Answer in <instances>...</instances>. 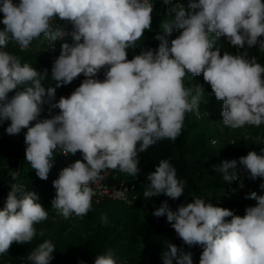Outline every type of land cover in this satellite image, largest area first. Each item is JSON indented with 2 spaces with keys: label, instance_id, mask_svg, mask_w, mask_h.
Wrapping results in <instances>:
<instances>
[{
  "label": "clouds",
  "instance_id": "1",
  "mask_svg": "<svg viewBox=\"0 0 264 264\" xmlns=\"http://www.w3.org/2000/svg\"><path fill=\"white\" fill-rule=\"evenodd\" d=\"M162 6L171 18L154 35L159 44L153 49L138 45L144 33L152 31L151 0H0V126L8 122L5 131L10 136L27 129L25 160L41 180L48 179L55 152L65 157L80 153L82 159L64 167L52 182L56 195L51 208L65 220L92 210V185L104 179L103 173L118 170L136 178L140 153L164 139L174 142L186 114L199 117L205 91L199 84L186 87V76L192 80L202 74L215 98L223 101L224 126L264 124V66L241 51L257 47L264 53V0H188L187 8L162 0ZM57 17L73 25L72 42L62 43L51 69L55 87L45 88L47 69L40 72L4 49L14 41L25 51L41 36L54 47L69 35L54 26ZM174 30L180 34L169 46L167 37ZM220 37H226L237 54H221L216 46ZM137 48L139 53L128 59V51ZM81 75L84 79L70 95L51 103L57 88ZM45 103L59 111L41 119ZM213 168L228 184L239 182L243 188L242 173L251 180L264 178V154L249 151ZM9 175L12 181L19 176L16 171ZM146 179L145 201L162 194L172 200L184 195L187 181L177 177L168 159L160 160ZM245 198L256 204L246 207L243 216L196 195L175 210L165 200L154 206L152 215L166 217L183 245L202 249L199 264H264V195L252 191ZM48 216L36 192L10 183L0 208V256L7 255L13 243L29 244L42 237L44 231L38 233L36 225ZM101 221L107 225L106 214ZM55 251L53 242L44 240L27 260L50 264ZM161 258L163 264H193L192 252L171 242ZM93 264L118 262L109 250L96 255Z\"/></svg>",
  "mask_w": 264,
  "mask_h": 264
},
{
  "label": "trees",
  "instance_id": "2",
  "mask_svg": "<svg viewBox=\"0 0 264 264\" xmlns=\"http://www.w3.org/2000/svg\"><path fill=\"white\" fill-rule=\"evenodd\" d=\"M173 3H183L187 7L188 0H173ZM165 9L162 6V0H155L152 31L144 33L141 40L138 41L139 46L153 49L158 47L159 41L154 39V35L162 31L159 24V14ZM2 19L3 17L0 16V20ZM2 27L3 25L0 24V28ZM63 29L73 31L72 28L66 25L63 26ZM179 34L180 30H174L171 36L167 37L169 46L171 40ZM216 46L220 48L221 54L225 51L237 54V49L227 42L226 37H220L216 41ZM4 50L17 55L22 63L27 62L40 72L47 69L49 75L42 83L45 88L55 87V82L51 78V69L54 63L53 55L46 53L43 45L29 51H21L19 45L9 43ZM245 50L248 52L249 57L255 56L257 62L264 66V58H261L262 52L257 47L245 48L241 51ZM139 51L140 48L135 51L129 50L128 59H132ZM99 78L103 79V73L99 74ZM83 79L84 77L81 75L74 82L79 86ZM187 84L190 88L197 84L202 85L204 90L210 92L211 95L205 108L223 109V101H218L215 98L210 85L204 82L202 74L192 80L189 79ZM70 89L71 84L57 88L54 100ZM13 94L10 93L9 95ZM202 109L199 108V116L203 113ZM40 118H46L44 107ZM197 118L195 113L186 114L182 132L174 142L164 139L151 146L147 152L140 153L138 165L140 172L136 178L116 170L113 171V180L125 179L130 183H135L137 192L143 198L145 184L148 183L147 175L155 171L160 160L168 159L177 169V177L187 181L184 195L177 200H172L162 194L148 200L149 204L159 207L165 200L169 205L179 204L180 202L190 203L192 196L196 195L216 206L228 208L236 215L243 216L245 208L255 206L256 201L244 198L239 203L237 198L230 200L227 195L232 191V186L222 179V174L216 172L213 165H219L218 161L222 157L225 160H238L239 157L246 156L249 151L264 154L261 152L264 145L254 146L251 142L241 140L230 151L227 147L217 150L211 146V139L193 134L197 127L194 120ZM7 126L8 122L0 126V192L2 188L8 186V183H21L26 190L38 194L39 202L45 209L51 208V200L56 195L52 182L58 178L60 171L64 168L62 162L55 152L53 167L48 179L46 181L39 179L35 170L25 160L26 144L24 136L27 129H23L18 135L10 136L5 131ZM11 171L18 172L17 180H11L9 175ZM257 194L264 195V189ZM2 207L0 206V208ZM152 212L149 216L142 217L134 210V207L127 208L112 203L92 204V210L82 217L78 228L67 231L65 228L42 222L36 225V228L38 233L43 230L44 235L42 237L37 235L28 245L21 244L18 247L19 251L23 252V246H28L27 253L17 254L16 258L18 257V259L16 260L14 259V253L8 252L5 259L10 264H18L20 258L27 257L44 240H50L56 249L50 264H79V261H84L85 264H93L96 255L106 254L109 250L115 253L118 264H163L161 253L167 249L168 243L171 242L178 247H183L185 251L192 252L193 264H199L202 249L198 246L188 248L183 245L175 230L167 222L166 217L156 218L152 215ZM102 214L107 215V225L101 221Z\"/></svg>",
  "mask_w": 264,
  "mask_h": 264
},
{
  "label": "built area",
  "instance_id": "3",
  "mask_svg": "<svg viewBox=\"0 0 264 264\" xmlns=\"http://www.w3.org/2000/svg\"><path fill=\"white\" fill-rule=\"evenodd\" d=\"M13 2L16 3L18 2V0H13ZM151 2L154 4V7H155V0H151ZM174 4H180V3H174ZM183 5L185 6V4ZM185 8L187 7L185 6ZM0 16L3 17V13H0ZM170 18L171 17L167 15V9L163 10L159 14L160 26L165 20L170 19ZM53 24L54 26L58 25L62 28L64 25H66L72 28V30H74L71 22H66V21L63 22L58 17L54 19ZM65 31L69 33V35H67L63 41H56L54 44V47L50 48L49 42L45 40L43 36H41V38L33 40L31 46L25 51H29L35 47H39L43 45L45 47V52L53 55V60H55L60 55L62 43L72 42L71 35H70L71 32L68 29H66ZM9 43H15V42L12 41ZM76 87H78L77 83L73 81L71 83V89L68 92L62 94L61 96L70 95L71 92L74 91ZM60 97H58L54 101H51V103L58 101ZM43 107H44V115L46 116V118H50L51 115H55L59 111L58 109L50 110V103H45ZM212 143L215 145L216 141H213ZM56 153L64 167L70 165L75 160L82 159L80 153H77L75 156L70 155L68 157H65L59 151H57ZM103 176H104V179L100 181L98 185H92L94 192H95V195L92 198V204L97 205L101 203H112V204L120 205V206L127 207V208H133L140 201L141 196L137 192V185L135 183H130L125 179L114 181L112 170L106 171L105 173H103ZM9 190H10V183H8L7 187H4L1 189L0 206L4 205V202L7 198V194ZM242 200L243 199L237 198V201L239 203H241ZM46 210L48 211L49 216H48V219L44 221L45 224H51L54 226L65 228L67 229V231H72L79 227V222L82 219V217H78L75 214H73L69 219L65 220L62 215L56 212L55 209L48 208ZM0 264H10L6 261L5 255L0 256ZM18 264H29L27 257L20 258L18 261Z\"/></svg>",
  "mask_w": 264,
  "mask_h": 264
},
{
  "label": "rangeland",
  "instance_id": "4",
  "mask_svg": "<svg viewBox=\"0 0 264 264\" xmlns=\"http://www.w3.org/2000/svg\"><path fill=\"white\" fill-rule=\"evenodd\" d=\"M264 58V53H261V58ZM190 77L185 78V86L188 87V81ZM205 94L200 101L199 108H203V113L197 119L194 120V123L197 125L194 130V135H202L211 139L210 144L213 148L217 150H221L224 147L228 148L230 151L238 141L244 140L254 144V146L263 144L264 145V124L257 126L245 125L238 129H231L223 125L222 123V110L210 108L206 106V102L211 95L208 90H204ZM195 94V93H193ZM194 113V112H193ZM189 114V113H188ZM216 141L214 145L212 142ZM225 158H221L218 162L221 163ZM243 175V188L239 187V182H233L231 184L232 191L227 195L230 200L232 198L244 199L247 193L255 191L258 193L260 190V184L264 183V178H258L256 180H251L247 177L246 173H242ZM235 190V191H233ZM185 202H180L179 204H170L172 210H175L178 205H186ZM156 207V206H155ZM154 209V205L149 204L148 201H145L144 198L141 197L140 201L134 206V210L137 211L142 217H147L150 215L152 210ZM21 244L13 243L9 252L14 253V259L16 255H20L22 253H27L29 249L28 246H23V252L19 251L18 247ZM28 245V244H26ZM16 260H14L16 262Z\"/></svg>",
  "mask_w": 264,
  "mask_h": 264
}]
</instances>
